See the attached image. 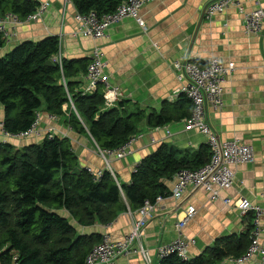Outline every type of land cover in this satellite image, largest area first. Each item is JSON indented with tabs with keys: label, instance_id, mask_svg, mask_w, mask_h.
Returning <instances> with one entry per match:
<instances>
[{
	"label": "crops",
	"instance_id": "obj_1",
	"mask_svg": "<svg viewBox=\"0 0 264 264\" xmlns=\"http://www.w3.org/2000/svg\"><path fill=\"white\" fill-rule=\"evenodd\" d=\"M38 1L49 2V8L38 20L13 26L8 47L57 35L61 38L59 57L63 59L90 58L93 48L100 46L109 64L111 82L120 86L124 93L126 105L120 110L129 115L139 106L146 112L140 123L144 136L133 143V153L123 159L108 158V170L114 171L121 186L132 181L138 163L155 153L162 144L189 155L197 153L206 143L203 134L185 129L184 119L174 120L160 128L148 124L152 110H161L166 102L175 101L179 95L178 90L183 83L177 78L173 63L182 57L206 62L214 56L225 62H235L236 68L225 82L224 103L216 108L209 105L208 117L220 140L239 139L253 145L256 161L236 165L234 186L222 190L221 196H229L234 202L245 197L264 206V34L245 31L244 17L238 7H229L212 19H206L204 9L213 0H153L141 11L145 27L132 18H126L112 25L106 38L94 40L77 33L78 9L72 0ZM241 1L246 9L254 7L250 0ZM261 6L264 7V0ZM70 107H73L71 102L66 103L64 110ZM73 108L87 132L72 128L67 116L51 119V113L45 108L41 110L40 129L44 134L53 130L69 138L82 168L106 170L107 159L89 132L87 118ZM4 116L0 104V123ZM15 140L18 147L41 141L34 136ZM174 184L175 178L168 182L171 194ZM121 192L125 198L123 188ZM171 194L160 201L143 230L142 242L151 263L141 255H135L120 257L116 264H160L158 247L178 236L177 223L185 217L189 206L196 208L194 217L183 230L186 237L195 240L189 249L190 257L209 254L216 250L217 245L234 247L241 241L246 246L243 234L250 220L235 204H226L222 199L213 200L211 193L203 188H190L180 200ZM60 211L70 218L78 232L86 235L108 232L114 239L123 238L130 231L133 220L139 217L138 209L133 211L129 207L108 226L100 223L82 226L67 210ZM260 263V256L255 255L244 263L226 258L216 264Z\"/></svg>",
	"mask_w": 264,
	"mask_h": 264
},
{
	"label": "trees",
	"instance_id": "obj_2",
	"mask_svg": "<svg viewBox=\"0 0 264 264\" xmlns=\"http://www.w3.org/2000/svg\"><path fill=\"white\" fill-rule=\"evenodd\" d=\"M72 1L80 13L95 10L103 14L115 10L123 0ZM39 4L38 0H0V12L25 18ZM60 51L57 35L8 47L0 34V104L5 112V129L16 134L26 132L37 111L45 108L51 114L67 116L76 131L87 132L73 107L64 110L71 97L75 108L87 118L89 132L101 149H116L142 132L144 109L137 106L135 112L126 114L120 110L126 105L125 97L117 106L107 107L101 86L85 91L91 59L63 58L59 63ZM49 60L54 64H48ZM192 109L191 99L181 92L161 110H152L148 124L157 127L185 119ZM210 159L208 143L189 155L164 143L140 161L132 181L121 186L110 170L96 181L86 167L80 166L67 137L46 135L22 147L0 140V264H86L88 254L103 234L78 232L61 209L82 226H108L129 207L134 211L147 200L155 202L160 196H169L168 182L180 170L201 168ZM75 168L81 170L77 172ZM245 216L250 220L243 234L246 246L241 241L234 247L217 245L209 254L189 260L173 253L161 258L160 264H216L242 256L250 246L254 228V214Z\"/></svg>",
	"mask_w": 264,
	"mask_h": 264
},
{
	"label": "built area",
	"instance_id": "obj_3",
	"mask_svg": "<svg viewBox=\"0 0 264 264\" xmlns=\"http://www.w3.org/2000/svg\"><path fill=\"white\" fill-rule=\"evenodd\" d=\"M153 0H123L115 10L99 14L95 10L88 13L76 14L77 33L100 40L108 36V31L112 25L121 22L126 18L134 19L140 26L145 27V21L141 14L142 8ZM254 3L252 9H246L241 0H213L210 1L204 9V17L212 19L215 15L225 12L229 7L236 6L243 14L244 28L247 33L264 34V7L261 6L262 0H250ZM49 2H42L37 9L28 14L25 18L19 17L13 12H0V34L4 39L10 41L13 36V26L38 20L49 8ZM91 62L86 73V92L96 90L99 86L103 88L105 105L107 107L117 106L118 102L124 97L120 86L111 82L108 71V61L104 55L102 47L95 46L90 55ZM57 60L62 63V58L58 56ZM177 78L183 83L178 90V94L185 93L192 101L193 109L191 115L184 119L185 129L195 130L206 137L211 150L210 161L198 169L184 168L175 176V184L172 188V196L177 199H183L185 193L190 188H203L211 193L213 200L222 199L226 204H235L242 214L252 212L254 214L251 231V243L247 251L236 262L244 263L251 260L255 255H259L260 264H264V206L252 203L249 199L241 197L237 201L229 196L222 198L221 191L230 189L234 186L236 173L234 167L239 164H253L256 161V153L253 145L240 141L239 139H230L222 141L213 128L208 117V106L220 107L224 103L225 82L229 75L235 70V62H225L220 57H211L204 63L194 61L190 57H182L173 63ZM67 87L66 80L64 81ZM73 107L74 103L70 97ZM51 119L57 118V115L50 114ZM41 110H38L31 127L22 133H12L5 129L3 122L0 123V140L6 142L12 138H28L34 136L42 139L46 135L50 138L56 135V132L49 130L46 134L40 129ZM157 126L155 128H160ZM169 132V131H168ZM144 133L139 132L133 135L124 145L116 149H101L102 154L107 159L108 167L109 156H115L123 159L133 153L132 145L135 141L142 138ZM154 141V139H153ZM88 172L96 181L102 179L105 169H95L86 167ZM137 169V166L135 170ZM115 177L114 171L110 170ZM165 197H158L155 202L147 200L143 206L138 209L139 217L133 220L130 231L121 239H114L110 233L102 235L99 243L94 245L86 258V264H116L118 258L126 256L133 257L141 255L148 263H151V257L142 242L143 230L148 221L154 216L158 204ZM196 208L189 206L183 219L177 223L179 231L178 236L158 247L159 259L169 255L177 254L183 260H189V249L195 243L194 239L184 235V227L194 217Z\"/></svg>",
	"mask_w": 264,
	"mask_h": 264
},
{
	"label": "water",
	"instance_id": "obj_4",
	"mask_svg": "<svg viewBox=\"0 0 264 264\" xmlns=\"http://www.w3.org/2000/svg\"><path fill=\"white\" fill-rule=\"evenodd\" d=\"M47 63L50 64V65H53L54 64L51 60H49ZM80 170H81V168H75L74 169V171H77V172H79Z\"/></svg>",
	"mask_w": 264,
	"mask_h": 264
},
{
	"label": "rangeland",
	"instance_id": "obj_5",
	"mask_svg": "<svg viewBox=\"0 0 264 264\" xmlns=\"http://www.w3.org/2000/svg\"><path fill=\"white\" fill-rule=\"evenodd\" d=\"M61 39V38H60ZM91 59V58H90ZM2 137H0V139H1ZM23 139H25V138H23ZM12 140V141H11ZM2 141V140H1ZM10 143H12V144H14V145H16L14 142H17L16 140H15V138H12V139H10ZM22 147V146H21Z\"/></svg>",
	"mask_w": 264,
	"mask_h": 264
}]
</instances>
